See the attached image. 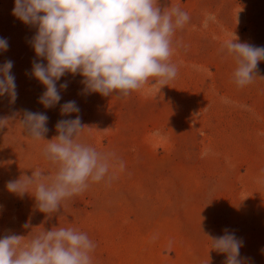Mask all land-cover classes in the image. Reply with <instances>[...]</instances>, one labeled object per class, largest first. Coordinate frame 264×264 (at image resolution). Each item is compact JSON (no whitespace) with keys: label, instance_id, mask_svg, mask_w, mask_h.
<instances>
[{"label":"rangeland","instance_id":"374dc122","mask_svg":"<svg viewBox=\"0 0 264 264\" xmlns=\"http://www.w3.org/2000/svg\"><path fill=\"white\" fill-rule=\"evenodd\" d=\"M14 4L0 0V38L8 42L0 66L13 62L17 92L14 103L0 96V119H10L0 128V238L27 242L73 228L94 242L92 264H226L210 238L227 229L243 242L242 264H264V60L252 83L239 87L225 49L235 36L264 47V0H158L162 11L178 7L189 16L172 37L175 78L161 89L149 81L106 97L66 73L51 108L39 102L46 89L32 75L33 62L47 63L31 44L37 28L13 15ZM68 101L80 111L63 115ZM25 110L47 115L44 140L22 128ZM76 116L87 126L77 141L105 154L109 172L46 214L34 188L19 196L6 184L36 169L54 176L43 150L58 135L57 122Z\"/></svg>","mask_w":264,"mask_h":264},{"label":"clouds","instance_id":"9594fccd","mask_svg":"<svg viewBox=\"0 0 264 264\" xmlns=\"http://www.w3.org/2000/svg\"><path fill=\"white\" fill-rule=\"evenodd\" d=\"M13 15L37 28L31 44L36 56L47 63L33 62L32 75L45 86L39 98L45 108L61 100L57 81L66 73L81 75L87 91L106 97L127 96L149 81L160 89L167 86L177 74L170 62L172 37L189 20L178 7L162 11L158 0H15ZM237 40L235 36L225 42V49L237 64L234 82L244 87L252 83L258 63L264 60V47ZM7 48V40L0 38V50ZM12 67L11 60L0 66V96L7 94L14 103L17 92ZM66 88V83L60 85V89ZM79 111L75 101L61 106L63 115ZM8 120L0 119V128ZM47 121L46 114L25 110L20 124L32 139L44 140ZM85 127L80 116L59 120L58 135L43 150L56 166L55 175L36 169L30 176L7 182V190L23 196L34 188L38 209L53 214L63 200L85 191L89 182L103 180L109 172L108 157L77 141ZM210 239L213 250L226 254V264H242L243 242L234 233L225 229L224 235ZM94 249L86 233L54 227L27 242L14 234L0 238V264H92Z\"/></svg>","mask_w":264,"mask_h":264},{"label":"bare ground","instance_id":"6f19581e","mask_svg":"<svg viewBox=\"0 0 264 264\" xmlns=\"http://www.w3.org/2000/svg\"><path fill=\"white\" fill-rule=\"evenodd\" d=\"M174 217H175V216H174ZM175 218H176V217H175ZM172 221H173V223H174V222L177 221V219H176V220H175V219H172ZM177 222H178V221H177ZM168 224H169V223H168ZM171 224H172V223H171ZM176 224H178V223H174V226H175ZM153 225H154V224H153ZM158 225H159V224H158ZM178 225H179V224H178ZM178 225H177V226H178ZM161 227H162V226H161ZM171 227H172V225H171ZM164 228H165V226H164ZM175 228H176V227H175ZM150 229H151V228H150ZM162 230H163V229H162ZM170 230H171V228H170ZM173 230H174V229H173ZM175 231H177V230H175ZM178 232H179V231H178ZM174 234H175V233H174ZM176 235H177V234H176ZM178 236H179V235H178ZM185 236H186V235H185ZM176 239H177V238H176ZM182 239H183V238H182ZM182 239H181V240H182ZM177 240H178V239H177ZM182 245H183V244H182ZM179 249H180V248H179ZM179 253H180V252H179ZM180 255H181V254H180ZM182 255H183V254H182ZM134 257H135V256H134ZM136 257H137V256H136ZM134 260H135V259H134Z\"/></svg>","mask_w":264,"mask_h":264}]
</instances>
